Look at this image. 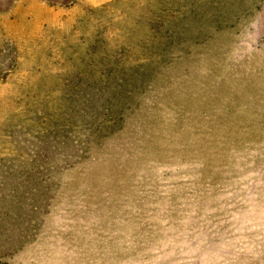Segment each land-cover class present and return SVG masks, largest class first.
I'll return each instance as SVG.
<instances>
[{
	"label": "rangeland",
	"instance_id": "1",
	"mask_svg": "<svg viewBox=\"0 0 264 264\" xmlns=\"http://www.w3.org/2000/svg\"><path fill=\"white\" fill-rule=\"evenodd\" d=\"M0 264H264V0H0Z\"/></svg>",
	"mask_w": 264,
	"mask_h": 264
},
{
	"label": "trees",
	"instance_id": "2",
	"mask_svg": "<svg viewBox=\"0 0 264 264\" xmlns=\"http://www.w3.org/2000/svg\"><path fill=\"white\" fill-rule=\"evenodd\" d=\"M140 74H142L141 72H140ZM85 75H87V77H91L93 80H91L90 82L91 83H95L96 85H97V83L96 82H98L99 80L100 81H102L103 79H105V78H103V77H106L107 79L110 77V78H114V79H117V78H123L124 76H125V74H92V75H90V74H84L83 76V79H86L87 77H85ZM129 75H131V74H128V76L127 77H129ZM134 75V74H133ZM132 75V76H133ZM120 81V80H119ZM137 80H135V83H133V85H135V84H139V81L138 82H136ZM92 90H93V86H92Z\"/></svg>",
	"mask_w": 264,
	"mask_h": 264
}]
</instances>
